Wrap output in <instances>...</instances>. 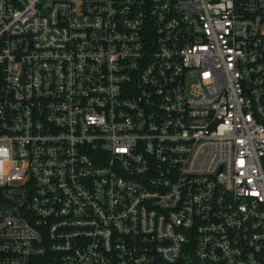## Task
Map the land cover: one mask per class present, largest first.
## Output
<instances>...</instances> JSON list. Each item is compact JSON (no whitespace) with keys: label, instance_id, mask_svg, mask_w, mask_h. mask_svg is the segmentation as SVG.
Here are the masks:
<instances>
[{"label":"built area","instance_id":"built-area-1","mask_svg":"<svg viewBox=\"0 0 264 264\" xmlns=\"http://www.w3.org/2000/svg\"><path fill=\"white\" fill-rule=\"evenodd\" d=\"M0 264H264V0H0Z\"/></svg>","mask_w":264,"mask_h":264}]
</instances>
